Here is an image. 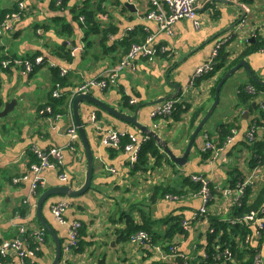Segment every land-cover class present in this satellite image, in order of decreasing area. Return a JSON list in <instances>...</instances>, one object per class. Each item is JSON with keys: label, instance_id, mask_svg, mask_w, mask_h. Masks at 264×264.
I'll list each match as a JSON object with an SVG mask.
<instances>
[{"label": "crops", "instance_id": "crops-1", "mask_svg": "<svg viewBox=\"0 0 264 264\" xmlns=\"http://www.w3.org/2000/svg\"><path fill=\"white\" fill-rule=\"evenodd\" d=\"M16 2L0 0V19L2 9H12ZM26 2L30 12L19 21L12 34L0 37V57L11 52L12 56L21 57L42 55L45 60L30 74H23L20 69L0 73V111L7 102L17 101L13 112L0 117V239L18 236L20 228L25 226L27 232L23 237L34 250V255L22 262L11 249L4 264H51L56 244L49 233L44 242L33 236V232L43 226L36 218L32 201L46 189L62 182L59 171L45 170L39 194L31 196L28 203L24 202L31 195L34 177L31 163L36 158L31 149L35 145L63 148L64 171L73 177L71 186L75 189L85 182L88 159L81 139L75 150L69 148L67 129L73 121L76 123L73 109L72 116L67 111L54 119L45 111L46 106L55 101L57 109L65 103L71 104L74 90L80 83L96 78L114 66L132 43L143 42L154 34L152 45L174 49L172 58L157 53L150 57L140 56L137 58V73L124 70L116 86L106 89L97 86L87 93L130 114L140 106L138 122L183 153L193 131L214 101L213 89L227 70L245 59L259 80L264 81V52L255 51L240 58L249 47L248 43L254 40H250L252 37L264 36V0H200V27H195L191 20L182 19L176 23L171 35L160 32L157 22L146 17L152 8L150 0H68L66 7L59 6L56 0ZM126 2L133 7H126ZM73 7L86 8L88 14L94 11L98 31L86 35L75 18ZM243 9L247 11L245 18L228 30L240 18ZM223 37L231 38L224 51L229 53L225 67L189 87L196 68L210 59L214 45ZM76 47L81 49L75 50ZM237 58L238 61L232 63ZM61 68L68 72L60 75L64 79L62 96L54 101L51 91L57 78L55 73ZM168 75L173 84L167 83ZM256 83L243 71L222 88L220 102L204 127L220 148L216 156L212 157L210 151L204 149L201 131L186 165L170 162L160 147L164 155L161 164L150 156L145 171L133 169L123 145L112 148L101 144L100 132L112 126L138 136L147 134L93 102L83 100L80 120L95 155L92 188L79 197H51L42 208L43 217L54 226L62 244L67 240L68 229L52 214L53 203L67 200L68 222L79 220L83 225L81 248L74 250L69 264H171L176 259L179 264L199 262L214 229L211 218H224L235 204L236 192L229 196L223 194L222 189H237L250 176L248 186L254 192L264 183V162L253 165L254 152L246 136L249 126L257 123L255 141L264 144V86L257 83L258 87ZM174 84L181 86L177 97L174 96L178 88ZM247 84H255L260 89L256 97H251V103L243 100L241 94L242 87ZM162 96L177 98L188 110L180 113L179 118L175 115L154 118L151 111ZM131 99H136L137 103L131 105ZM198 107H204L205 112L200 121L192 125L193 112ZM229 123H234L237 131L234 140L223 145L222 128ZM179 136H182L181 141L177 140ZM191 173L209 178L214 199L206 217L191 221L187 230L181 231L179 221L190 220L202 204L197 184L189 178ZM17 178L21 179L16 181ZM156 186L162 191L157 192ZM167 194L176 197L168 198ZM254 196L255 193L251 199ZM129 219L150 233L153 242H133L130 237L136 231L128 232ZM231 227L228 225L227 228ZM257 244L258 240H254V245ZM172 247L176 248L175 253ZM243 252L244 258H248L249 250ZM260 253L264 260V249Z\"/></svg>", "mask_w": 264, "mask_h": 264}, {"label": "built area", "instance_id": "built-area-1", "mask_svg": "<svg viewBox=\"0 0 264 264\" xmlns=\"http://www.w3.org/2000/svg\"><path fill=\"white\" fill-rule=\"evenodd\" d=\"M150 2L152 8L148 11L146 17L157 22L160 32H165L169 35L173 34L176 23L182 19L191 20L195 27H200L201 25V20H199L198 18V8L200 0H150ZM28 12H30V7L27 5L26 0H17L15 7L7 12L0 21V37H6L7 35L12 34L15 30L16 24ZM82 19L84 18L82 17ZM38 32L40 33V31ZM154 39L155 35L151 34L145 39L144 42L131 44L127 53L114 66L108 68L106 71L99 74V76H97L96 78L88 79L80 83L75 88L71 101L78 93H87L93 87L98 86L106 89L116 86L119 75L124 70H129L132 73H137V58L140 56L150 57L154 56L157 53L159 54V56L167 55L169 58H172L175 55V50L169 49L167 46L154 47L152 45ZM230 40V37H223L218 42H216L212 49L210 59L196 68L189 87L197 85L198 81L200 82L201 80H203L205 75H207L213 69L214 64L217 62L220 51L230 42ZM80 49L81 47L75 48V50ZM262 52H264V49L262 50ZM44 60L45 57L42 55H35L32 57L5 55V57H0V73L7 69H20L23 74H30L35 71L38 66L42 65L44 63ZM67 72L68 71L65 68L60 69L61 75H65L67 74ZM245 91L249 94L257 96L260 89H258L255 85L247 84ZM52 96L55 98H61L62 93L61 85L59 86V82L55 83V87L52 90ZM179 102L180 100H178L177 98L167 99L156 104L152 109L151 114L154 118L171 117L174 110L176 109V104ZM130 103L135 104L137 103V100L131 99ZM262 108L264 110V102L262 103ZM45 111L51 114V106H47L45 108ZM69 112L70 116H72L71 105L69 106ZM61 115L62 114L58 113L52 115V117L55 119L61 117ZM257 128V123H253L249 126L246 134L248 140H255ZM67 134L69 136V148L75 150L77 148V144L80 141V135L78 127L74 121L69 125ZM100 134L101 144L106 147L118 148L123 145L124 151L129 154V159L132 165H134L138 159L141 146L150 138L149 135L138 136L135 133L133 134L122 132L112 126L101 129ZM234 137L235 136L230 138L226 145L231 143L234 140ZM124 138H127L128 140L124 142ZM202 138L205 142L204 149L210 151L212 157L216 156L220 151V148L215 145L213 139L210 137V134L207 131L203 130ZM31 153L33 156H35L36 161L31 163V170L34 172V177L31 184V195L29 198H26L24 200L25 203L29 202L31 196H36L39 194V187L44 182L42 173L45 170L51 169L59 171V178L61 182L63 184L72 185V182H74L73 177L64 171L63 148L55 146L40 148L34 146L31 149ZM109 170L115 171L113 168H109ZM251 177L252 176H250L237 189L229 187L223 188L222 193L230 196L233 194V192H236L235 203H238L244 195L245 187L248 186ZM189 178L193 183L199 185L197 193L201 197L202 204L199 210L192 216L190 220L184 219L181 221V227L185 230H187L191 221H198L202 217H206L208 215V211H210L209 207L212 200L214 199V192L211 189V181L206 175L191 173L189 174ZM20 179L21 178H17L16 181ZM167 197L174 198L176 196L167 194ZM68 207L69 202L67 200L56 201L52 204V214L54 215L55 219L61 224H66L68 229L67 240L63 244V254L61 259L62 264H69V260L72 258L74 250L79 248V231L83 226L81 221L79 220L68 222L66 218V211ZM261 212L262 215H260L258 211H252L240 218L230 220L232 224L238 223L255 227L254 233H248L244 241H241V239L237 237V240L241 245H250L251 237L254 240L262 237V231L264 230V208H261ZM26 232L27 228L23 226L20 228V234L18 236L11 239H0V264H4V258L6 257L8 251L11 249L16 251L18 258L22 262L34 255V250L30 248L29 244L25 242V239L23 237V234ZM33 236L44 242L47 237L46 229L44 227H40L39 230L33 232ZM130 238L133 242L138 243L144 241H148L149 243L153 242L151 234L144 230L136 231L131 235ZM172 252L175 253L176 248L172 247ZM203 257L207 259L208 254L205 253ZM215 257L221 260L231 259L232 251L228 247L224 250L219 248L217 249ZM185 264L190 263L185 262ZM255 264H264V260L262 259V255L260 252L255 255Z\"/></svg>", "mask_w": 264, "mask_h": 264}, {"label": "trees", "instance_id": "trees-1", "mask_svg": "<svg viewBox=\"0 0 264 264\" xmlns=\"http://www.w3.org/2000/svg\"><path fill=\"white\" fill-rule=\"evenodd\" d=\"M57 4L61 7H66L68 0H56ZM100 8V7H98ZM11 9H2V15H1V19L4 17V15L9 12ZM73 11L75 14V18L77 20H79L80 25L84 28L85 30V34L88 35L89 33H95L98 31V26L95 23L94 20V11L90 12L88 14L87 9L86 8H77V7H73ZM4 12V13H3ZM82 17L84 19H82ZM23 19V18H22ZM21 19V20H22ZM20 20V21H21ZM19 23V22H18ZM17 23V24H18ZM16 24V26H17ZM15 26V28H16ZM68 28L71 29V26L68 25ZM41 32V31H40ZM39 33V32H38ZM145 41V40H144ZM143 41V42H144ZM134 43H141V42H134ZM133 44V43H132ZM249 47L240 55V58H244L246 55H248L249 53L255 52V51H262L264 49V36H262L261 34L254 36V40L249 44ZM226 46H224L222 48V50L219 53V56L217 58V62L214 64L213 69L205 76H210L211 74H214L216 71L222 69L225 67V63L227 59H222L224 51H225ZM129 50V49H128ZM127 50V51H128ZM5 57V56H3ZM238 61V58L236 60H234L232 63H235ZM233 65V64H232ZM230 65V67L232 66ZM235 65V64H234ZM55 75L57 76V78L55 79L54 82V87H55V83L59 82V86L61 85V83L63 84V77H61L60 75V71L56 72ZM223 77V76H222ZM221 77V78H222ZM221 80V79H220ZM219 80V81H220ZM257 84V83H256ZM255 85V84H254ZM257 86L259 87L260 85L257 84ZM247 85L243 86L241 89V94L243 97V100L245 101H249L251 103V100L253 98L251 97H256L253 94H249L245 91ZM215 89H213V92L211 94L212 98L215 97ZM51 96H52V91H51ZM52 99L58 100L61 98H55L52 96ZM56 102V101H55ZM55 102H53L52 104H50L49 106H51L52 108V112L51 115H55V114H62L65 113L67 111H69V106L71 104H64V106L61 109H57ZM130 103V100H129ZM182 103L183 102H179L176 104V109L174 110L173 114L171 116H174L179 118V114L182 113L183 111L188 110V107H182ZM131 104V103H130ZM58 105V104H57ZM133 105V104H131ZM47 107V106H46ZM205 112V108L204 107H198L194 110L193 112V117L191 120V124L195 125L196 123H198V121H200V118L202 117L203 113ZM236 125L234 123H229L223 126L222 128V138H223V145L225 143H227L229 141L230 138H232L233 136H235L236 133ZM128 139L124 138V142H126ZM251 148L254 152V162L253 165H256L257 162H264V144L261 142H257L255 140L251 141ZM211 154V153H210ZM150 156H153L157 159V164H161L162 160H163V154L161 153L160 150V146L158 144V142L156 141L155 138L150 137L142 146L138 155V159L136 161V163L133 166V169L135 171H139V170H143L145 171L147 169V165L149 162V158ZM171 159H169L170 161ZM157 187V188H156ZM156 191H162V188H158V186H156ZM163 187V186H160ZM197 189H199V185L197 184ZM212 189V188H211ZM213 191V190H212ZM255 193L254 198L251 199V195ZM261 208H264V183L261 184V186L259 187V189L257 190V192L252 189V187H245V193L242 196L241 200L238 203H235L232 208L230 209V212L223 217H212L211 218V223L214 227L213 231L210 233L209 235V240L207 242L206 248H205V252L204 254H208V258L205 259L203 257V255L201 256L199 262L198 261H192L189 262L190 264H219V263H225V264H255V255L258 252L263 251L264 249V230L262 231V237H260L258 240V244L254 245L253 242L250 243L249 247L245 246V245H241L238 240H237V236H239V238L241 239V241H244L246 239V236L248 233H254L253 231V227L251 225H242V224H232L230 222V220L236 219V218H240L252 211H258L260 215H262L261 212ZM232 224V225H231ZM228 225L232 226L231 228H227ZM179 229L184 230L181 227V222L179 221L178 223ZM83 227V226H82ZM82 227L79 231V235H80V241H79V248H81V237H82ZM140 225H135L132 219H129V227H128V232H132V231H137L139 230ZM140 230H142L140 228ZM47 235H48V231L46 230ZM132 234V233H131ZM229 248L232 251V257L231 259L225 260V259H218L217 257H215L217 249H225V248ZM243 250H249V256L248 258H244V252ZM157 264H170V263H157ZM171 264H179V261L176 259L175 261L171 262Z\"/></svg>", "mask_w": 264, "mask_h": 264}, {"label": "water", "instance_id": "water-1", "mask_svg": "<svg viewBox=\"0 0 264 264\" xmlns=\"http://www.w3.org/2000/svg\"><path fill=\"white\" fill-rule=\"evenodd\" d=\"M125 6L128 8H132L133 5L130 4L129 2L125 3ZM247 11L243 9L242 15L238 20L232 24L228 30H231L235 28L246 16ZM254 37H252L250 40H253ZM229 53L226 51L223 55V59L225 60L228 57ZM247 72L257 83L261 84L264 86V81L259 80V78L255 75L253 72L252 68L248 64V62L243 59L237 62L235 65H233L229 70L225 72L221 80L219 81L218 85L216 86L215 90V97L214 101L211 104L210 108L206 112V114L203 116L199 124L196 126L195 130L192 133V136L189 140V143L187 145L186 150L181 153L178 152L179 150L171 146L168 142L165 140H162L160 136L151 130L148 126H145L141 123L138 122V112L140 110V106H137L135 109L134 114L126 113L121 110H117L109 105H107L104 101H101L97 99L96 97L88 94V93H78L73 101H72V109H73V115L76 120V125L78 127L80 139L83 142L84 150L87 154V159H88V170L86 172V179L84 184L80 188H73L71 185L67 184H59L55 185L51 188L46 189L44 192H42L39 197L35 198L32 201V204L35 205V215L36 218L42 223V226L48 231V233L52 236L53 240L55 241L56 244V252L55 256L51 262V264H60L61 259H62V254H63V244L61 241V238L59 235L56 233L55 228L52 224H50L42 215V208L44 204L51 198L57 195L61 196H70V197H79L83 195L84 193L88 192L92 188V183H93V177H94V171H95V155L93 148L90 144V141L88 140V135L85 126L83 125V122L80 120V115H79V110H80V105L83 100H89L93 102L95 105L98 107L103 108L113 116L129 123L132 124L134 127L139 128L144 134L149 135L150 137H153L156 139L158 142L159 146L163 149V151L169 156V158L172 160V162L184 166L186 165L188 161V157L191 151L192 146L194 145V142L196 141L197 137L201 133V131L204 129L206 123L211 119L215 109L217 108L219 102H220V97H221V90L223 86L225 85L226 81L229 80L231 77L234 75L237 76L241 72ZM167 83L168 84H173L171 79L167 78ZM178 89V93L176 94L177 97L179 93L181 92V86L179 84H174ZM171 96H162L157 100V102H161L164 100H167L169 98H174ZM17 104L16 100H12L10 102L6 103V106L3 110L0 111V117H5L7 116L10 112H13L15 106Z\"/></svg>", "mask_w": 264, "mask_h": 264}, {"label": "rangeland", "instance_id": "rangeland-1", "mask_svg": "<svg viewBox=\"0 0 264 264\" xmlns=\"http://www.w3.org/2000/svg\"><path fill=\"white\" fill-rule=\"evenodd\" d=\"M9 35H10V34H9ZM7 36H8V35H7ZM7 36H6V37H7ZM12 55H13V54H11V52H10L9 56H12ZM20 57H21V56H20ZM239 75H240V74H239ZM239 75H237V76H239ZM237 76H236V77H237ZM234 77H235V75H234ZM231 78H232V77H231ZM231 78H230V79H231ZM230 79H229V80H230ZM229 80H227V81H229ZM227 81H226V82H227ZM223 87H224V86H223ZM204 130H205V129H204ZM177 140H178V141H181V140H182V136H179V137L177 138ZM170 162H172V161L170 160ZM209 212H210V211H208V213H209ZM250 241L254 243V239H253L252 237H251V240H250Z\"/></svg>", "mask_w": 264, "mask_h": 264}, {"label": "clouds", "instance_id": "clouds-1", "mask_svg": "<svg viewBox=\"0 0 264 264\" xmlns=\"http://www.w3.org/2000/svg\"><path fill=\"white\" fill-rule=\"evenodd\" d=\"M72 101H73V100H72ZM72 101H71V106H72ZM203 130H204V129H203ZM203 130H202V131H203Z\"/></svg>", "mask_w": 264, "mask_h": 264}, {"label": "bare ground", "instance_id": "bare-ground-1", "mask_svg": "<svg viewBox=\"0 0 264 264\" xmlns=\"http://www.w3.org/2000/svg\"><path fill=\"white\" fill-rule=\"evenodd\" d=\"M36 146V145H35ZM36 147H38V146H36Z\"/></svg>", "mask_w": 264, "mask_h": 264}]
</instances>
